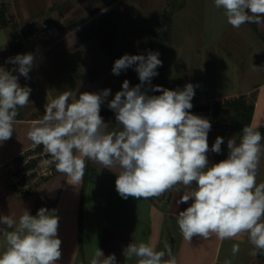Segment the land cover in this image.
<instances>
[{"label": "crops", "instance_id": "obj_1", "mask_svg": "<svg viewBox=\"0 0 264 264\" xmlns=\"http://www.w3.org/2000/svg\"><path fill=\"white\" fill-rule=\"evenodd\" d=\"M0 13V67L11 71L16 66L6 62L9 57L32 53L39 44L44 48L29 78L12 73L32 91L29 104L18 109L12 138L0 143V215L18 219L25 209L31 215L41 207L55 209L62 241L58 264H88L85 249L97 248L105 256L115 254L117 264H136L135 257L123 255L132 242L146 243L157 251L167 243L177 264H224L226 259L232 264H264V253L249 255L253 246L247 233L224 241L215 234L185 240L176 223L179 211L191 203H177L188 190L183 185L159 197L124 199L115 189L116 170L86 159L79 184L56 171L33 191L18 193L4 166L33 145L27 137L31 122L41 119L45 105L64 91H74L78 97L110 89L101 111L114 113L108 101L122 90L123 81L128 80L130 87L140 84L135 65L115 75L114 61L124 54L146 56L149 51L159 52L162 61L151 86L182 90L191 83L195 89L191 103L228 98L219 106L218 119L208 134L210 148L217 136L224 138L219 154L209 151V164L226 159L228 139L235 137L239 142L243 134L236 127L232 101L242 98L253 105L249 126L260 125L264 135V24L233 28L213 0H0ZM4 19L6 25H2ZM46 26L56 27L59 36L37 40L34 32ZM142 90L161 94L148 85ZM106 124L109 132L119 128L116 121ZM261 182L264 153L257 174V183ZM233 244H239L236 256ZM4 246L0 234V251Z\"/></svg>", "mask_w": 264, "mask_h": 264}, {"label": "clouds", "instance_id": "obj_2", "mask_svg": "<svg viewBox=\"0 0 264 264\" xmlns=\"http://www.w3.org/2000/svg\"><path fill=\"white\" fill-rule=\"evenodd\" d=\"M213 5L223 10L233 28L264 24V0H213ZM159 55L152 51L146 56L124 54L114 61L113 74L135 65L140 80L134 87L124 80L122 90L108 101L118 129L107 131L100 115L110 89L83 92L78 97L69 90L45 105L43 117L31 122L28 139L34 147L42 145L51 157L42 164L54 165L57 173L66 175L74 185L84 176L86 159L116 170L115 189L124 199L159 197L183 185L188 190L177 203H191L179 211L176 223L185 240L208 239L215 234L224 241L247 233L253 246L249 255L264 253V182L257 183L264 153L260 125L245 126L239 142L229 138L227 158L210 165L209 151L219 154L224 138L217 136L209 147L210 120L190 111L193 84L182 90L151 86L158 66H162ZM34 60L32 53L17 54L6 61L15 68L0 67V143L12 138L18 109L29 104L32 91L22 87L12 73L29 78ZM145 85L161 94L149 95L142 90ZM59 220L56 210L46 207L35 215L25 209L18 219L0 215V234L5 238L0 264H58L62 255ZM239 251V244H233L232 255ZM123 255L135 257L136 264H177L167 243L164 250L157 251L146 243L132 242ZM166 255L168 259H164ZM89 264H117V260L115 254L105 256L97 248ZM224 264L232 261L226 259Z\"/></svg>", "mask_w": 264, "mask_h": 264}, {"label": "built area", "instance_id": "obj_3", "mask_svg": "<svg viewBox=\"0 0 264 264\" xmlns=\"http://www.w3.org/2000/svg\"><path fill=\"white\" fill-rule=\"evenodd\" d=\"M59 36V30L56 27H41L36 29L34 37L39 40H52ZM44 52L41 44L37 45L32 54L39 61ZM228 98H214L207 101L192 103L190 110L192 114L205 117L214 125L218 119L219 106L225 104ZM71 102V101H69ZM100 115L105 123L114 122L115 114L107 111H100ZM51 159L45 153L43 146L31 145L26 150L5 163L8 181L14 190L18 193H29L38 186L51 179L56 174L54 165L44 166L42 161Z\"/></svg>", "mask_w": 264, "mask_h": 264}, {"label": "trees", "instance_id": "obj_4", "mask_svg": "<svg viewBox=\"0 0 264 264\" xmlns=\"http://www.w3.org/2000/svg\"><path fill=\"white\" fill-rule=\"evenodd\" d=\"M2 21H3L2 25H6L7 20L4 19ZM232 105L235 108L236 116H237L236 127H237V129H239V131H242V129L245 126H249L250 125V121H251V118H252L254 107H253V105L248 104L242 98H240L239 100H237L235 102L232 101Z\"/></svg>", "mask_w": 264, "mask_h": 264}, {"label": "rangeland", "instance_id": "obj_5", "mask_svg": "<svg viewBox=\"0 0 264 264\" xmlns=\"http://www.w3.org/2000/svg\"><path fill=\"white\" fill-rule=\"evenodd\" d=\"M94 251H95V249H93L92 251L90 250V249H85V254H87L88 253V258H87V261H90V259H91V257H92V255L94 254ZM88 264H89V262H88Z\"/></svg>", "mask_w": 264, "mask_h": 264}]
</instances>
